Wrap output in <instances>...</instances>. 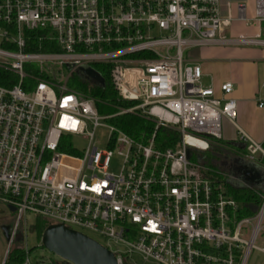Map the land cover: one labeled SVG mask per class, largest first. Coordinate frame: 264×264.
<instances>
[{"label":"built area","instance_id":"built-area-1","mask_svg":"<svg viewBox=\"0 0 264 264\" xmlns=\"http://www.w3.org/2000/svg\"><path fill=\"white\" fill-rule=\"evenodd\" d=\"M229 5L0 0V80L8 84L0 83V203L14 207L1 264H33L23 240L29 213L123 246L111 250L116 264H138L134 252L160 264H246L252 249L264 252L254 244L264 226V190L251 214L238 216L242 205L190 154L221 139L223 118L236 125L233 83H221L219 93L204 84L201 64L190 51L264 47L260 30L226 31L237 20L264 22V0H254L251 17L244 1L236 2L233 15ZM100 63L110 65L118 96L132 105L100 114L92 97L69 87L74 71ZM28 65L37 74L28 75ZM133 112L153 122L146 141L105 121ZM103 125L109 137L102 148L94 135ZM164 126L180 135L174 147L161 148L154 140ZM237 134L246 157L264 166L262 142L238 127ZM73 136L87 145L79 149ZM15 248L20 259L11 262Z\"/></svg>","mask_w":264,"mask_h":264},{"label":"crops","instance_id":"crops-1","mask_svg":"<svg viewBox=\"0 0 264 264\" xmlns=\"http://www.w3.org/2000/svg\"><path fill=\"white\" fill-rule=\"evenodd\" d=\"M224 3L242 0H222ZM235 8V7H234ZM235 10V9H233ZM248 15V14H247ZM232 31L231 26L227 28L230 35L237 33H252L260 30L264 36V22L257 25L252 21L245 24L243 21H235ZM233 32V33H231ZM194 55L201 64L202 80L204 84L214 85L216 92L221 83L229 80L233 83L231 97L236 101V116L234 122L254 140H259L264 145V47L260 46H207L197 48ZM219 93V92H218ZM222 136L219 140L211 141L222 153H225V163L232 166L233 176L236 185H246L254 189L264 190V166L246 157L244 144L239 139L237 127L226 117L222 119ZM210 147V146H209ZM218 161H211L215 166ZM242 163H250L256 167L257 175L250 183L236 177L235 172Z\"/></svg>","mask_w":264,"mask_h":264},{"label":"trees","instance_id":"trees-1","mask_svg":"<svg viewBox=\"0 0 264 264\" xmlns=\"http://www.w3.org/2000/svg\"><path fill=\"white\" fill-rule=\"evenodd\" d=\"M30 50L39 51L52 49L46 47H33L30 48ZM90 67H92L98 72V74L102 77L103 82L99 83L97 81H90L88 78H84L81 74H79L81 70L77 69L70 76V80L68 81L70 82L69 87L78 88L85 92L86 90H88L87 92L89 93V96L94 99V106L97 112H99L100 114L114 113L116 112V108L119 105H132L133 100H124L121 99L120 96H118V93L116 92V89L114 88L110 79V65L100 63L92 64ZM24 68L26 69L28 75L37 74V71L39 70L38 68L29 65L24 66ZM46 74L47 73H45L44 75ZM25 81L31 83V79L29 77H26ZM0 83L8 85L7 83H5V81L0 80ZM107 120L112 125L119 127L131 137L142 141H146L149 138L154 128L153 122L149 118L147 119L146 117L137 112L117 114L108 118ZM179 138L180 135L177 130L167 126L159 127L156 130L154 136L156 144L161 148L170 146L174 147L180 140ZM64 140H67V138H64ZM203 163L207 165V168L204 171L205 175L213 179L214 182H220L225 188L226 192L231 194V196L242 205L240 212L237 213L238 216H242L243 214H251V212L254 210V208L261 199L259 198L258 191L262 192V190H256L246 185H236L229 181L225 182L215 180L212 177L213 165L207 162ZM47 224V222H40L37 224L36 228L38 230L39 235H41ZM19 259L20 252L16 248L10 250L9 261L15 262L19 261Z\"/></svg>","mask_w":264,"mask_h":264},{"label":"rangeland","instance_id":"rangeland-1","mask_svg":"<svg viewBox=\"0 0 264 264\" xmlns=\"http://www.w3.org/2000/svg\"><path fill=\"white\" fill-rule=\"evenodd\" d=\"M246 3L247 6V14L251 17L252 16V9L254 6V0H242ZM230 5L228 6V11L234 14V5L233 2L229 1ZM236 22H232L230 25L231 31ZM228 33V32H227ZM233 33V32H231ZM229 34V33H228ZM230 35V34H229ZM191 54H197L196 49H192L190 51ZM53 69H55L53 67ZM84 78H88L90 81L96 82V80H93L87 76V74L83 73L80 71V73ZM70 80V78L67 80V82ZM98 82V81H97ZM70 82H68L69 85ZM78 90L83 96H89V93L87 92L88 90L82 91L78 88H75ZM108 119V118H107ZM105 120L106 123H110L108 120ZM109 137V128L106 126H99L95 130V135H94V141L100 146V147H105L107 145ZM72 143L78 147L79 149L84 148L87 143L86 139L80 136H73L71 139ZM210 140V147L208 149H193L191 151V156L192 159L195 162H198L199 164H202L205 168H207V165L204 164L203 162H207L211 164V161H218V163L213 165V171H212V177L215 180H220V181H229V182H234V180L231 178L233 176L232 171V166H229L225 163L226 155L225 153H222L219 148H217ZM216 141V140H215ZM117 164L118 160H113L111 169L116 170L117 169ZM0 208L3 209V212L0 213V264L3 259V256L5 255V251L7 249L8 245V239L5 237L4 234V225H9L12 224L13 218H14V213H12L10 210H8V207H6L4 204L0 203ZM27 224H26V230H25V237L23 240H26V244L29 248V252L31 255V260L33 264H72L69 261H66L62 257L58 256L52 251H49L46 247H44L41 243V235L38 234L37 230V224L42 222L45 223L47 221H44L41 217L36 216L32 213H29L25 217ZM92 236L97 239L99 243H101L103 246L108 247L110 250H124V247L122 246H117L114 241L108 240V239H102L96 234L91 233ZM244 235H249V231L244 232ZM254 244L260 248L264 246V226L262 229L259 231V234L256 236ZM132 258L136 263L138 264H160L155 262L154 260L150 259H145L141 253L134 252L132 255ZM247 262L246 264H263L264 262V252L258 249H252L248 256H247Z\"/></svg>","mask_w":264,"mask_h":264},{"label":"water","instance_id":"water-1","mask_svg":"<svg viewBox=\"0 0 264 264\" xmlns=\"http://www.w3.org/2000/svg\"><path fill=\"white\" fill-rule=\"evenodd\" d=\"M84 74L99 83L103 82L98 72L90 66L80 67ZM256 167L250 163H242L235 172L236 177L250 183L257 175ZM13 211L14 207L8 206ZM3 209L0 208V213ZM4 234L8 239V225H4ZM41 243L49 251L54 252L72 264H116L113 252L99 243L92 236L74 230L63 223L47 224L41 233Z\"/></svg>","mask_w":264,"mask_h":264},{"label":"bare ground","instance_id":"bare-ground-1","mask_svg":"<svg viewBox=\"0 0 264 264\" xmlns=\"http://www.w3.org/2000/svg\"><path fill=\"white\" fill-rule=\"evenodd\" d=\"M195 143L200 144V145L203 144V142H201L200 140H195Z\"/></svg>","mask_w":264,"mask_h":264}]
</instances>
